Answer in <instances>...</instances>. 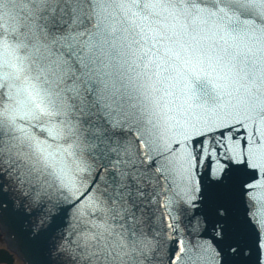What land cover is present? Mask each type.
<instances>
[{
    "label": "snow or ice",
    "instance_id": "snow-or-ice-1",
    "mask_svg": "<svg viewBox=\"0 0 264 264\" xmlns=\"http://www.w3.org/2000/svg\"><path fill=\"white\" fill-rule=\"evenodd\" d=\"M237 3L253 15L236 34L184 0H145L151 14L137 17L145 22L139 33L127 28L117 8L141 67L158 52L156 45H165V54L153 61L155 76L163 74L157 82L177 90L171 95L178 119L169 127L150 89L154 136L142 127L136 103L121 95L114 40L79 14L80 0H60L55 11L44 0H0V13L12 21L0 31V57L8 59L38 112L54 114L63 125V142L81 149L76 184L71 191L56 189L38 165L58 163L60 153L38 144L34 157L23 148L26 135L0 131V155L21 162L16 179L22 195L30 205L50 209L48 224L64 230L56 251L67 264H264V0ZM161 13L176 24L167 32L151 27ZM26 65L55 107L37 96ZM193 76L215 85L217 104L195 101ZM238 199L248 208L243 219ZM93 219H104L105 226L85 231L83 221Z\"/></svg>",
    "mask_w": 264,
    "mask_h": 264
},
{
    "label": "water",
    "instance_id": "water-1",
    "mask_svg": "<svg viewBox=\"0 0 264 264\" xmlns=\"http://www.w3.org/2000/svg\"><path fill=\"white\" fill-rule=\"evenodd\" d=\"M44 2L50 10L55 11L60 0H44ZM144 2L145 0H139V2L138 0H80L79 14L92 17L95 25L94 31L105 33L114 40L113 70L121 95L131 98L136 103L142 114V127L149 128L155 136L157 129L155 122L151 120L152 94L150 89H154L153 96L160 106L162 118L169 121V127H171L172 118L178 119L171 95L174 92L178 95L177 90L157 82L163 79V74L155 76L157 68L153 61L157 55L165 54V45H156L158 52L153 56H147L141 67L140 62L136 60L127 46L117 14V8H119L126 19L127 28L133 33H139L145 22L137 17L141 14H151L145 10ZM160 2H167V0H160ZM184 2L194 11L200 8L207 9L210 18L220 19L226 30L234 34L241 31L245 26L244 21L253 15V10L240 7L237 0H184ZM221 9L223 12L220 11ZM15 15L16 13L12 14L13 17ZM11 22L8 15L0 13V31L7 28ZM214 23L219 24L220 22ZM175 26L176 24L163 13L151 25L157 32H167ZM209 27H213V24L210 23ZM218 36H223V32L218 31ZM136 38L140 39L139 36ZM146 44L145 40L140 47L144 48ZM13 47L16 46L13 45ZM19 59L23 62L24 56L19 55ZM142 72L147 74V80L143 76L139 78L138 74ZM25 78L31 82L37 96H40L46 106L55 107L43 83L29 65L25 66ZM191 82L197 103L211 107L219 102L220 97L214 88L215 85L206 77L193 76ZM42 111L41 109L40 112ZM40 112L37 110V105L23 91L18 74L9 66L8 59L0 57V131L10 129L16 131L20 137L26 135L23 148L34 157L39 158L36 152L38 144L47 145L52 151L59 152L62 159L58 163L52 160L41 161L38 166L42 169V174L54 182L56 189L68 187L71 191L80 173L81 149L73 142L67 144L63 142L65 135L63 125L56 122L54 114L41 115ZM40 130L47 135L38 138L37 133ZM11 139H15V134ZM2 142L3 137H0V143ZM20 166V161L0 155V264H67L65 258L58 255L56 251L64 230L53 228L48 224L47 216L51 212L50 209H39L30 205L27 198L22 195L16 179V169ZM204 190L205 192L210 190L207 176L204 177ZM53 195L55 196V191ZM65 197V203H71L73 197L67 193ZM236 210L243 219L248 208L242 199H238ZM208 211L211 215L213 209L209 208ZM74 213L75 209H72L70 216ZM68 219L69 217H66V223ZM83 224L87 225L85 231H88L103 228L105 220H86ZM89 235L92 233L89 232ZM128 264L132 262L128 261Z\"/></svg>",
    "mask_w": 264,
    "mask_h": 264
}]
</instances>
